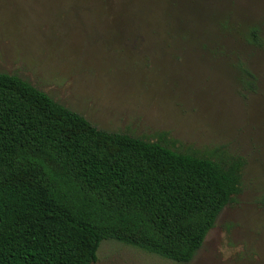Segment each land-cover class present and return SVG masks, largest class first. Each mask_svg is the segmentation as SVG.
<instances>
[{"label":"rangeland","instance_id":"1","mask_svg":"<svg viewBox=\"0 0 264 264\" xmlns=\"http://www.w3.org/2000/svg\"><path fill=\"white\" fill-rule=\"evenodd\" d=\"M0 72L98 128L245 159L190 263L104 240L94 264H264V0H0Z\"/></svg>","mask_w":264,"mask_h":264},{"label":"trees","instance_id":"2","mask_svg":"<svg viewBox=\"0 0 264 264\" xmlns=\"http://www.w3.org/2000/svg\"><path fill=\"white\" fill-rule=\"evenodd\" d=\"M245 164L98 128L0 72V264H94L104 240L190 263Z\"/></svg>","mask_w":264,"mask_h":264}]
</instances>
